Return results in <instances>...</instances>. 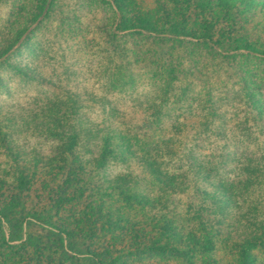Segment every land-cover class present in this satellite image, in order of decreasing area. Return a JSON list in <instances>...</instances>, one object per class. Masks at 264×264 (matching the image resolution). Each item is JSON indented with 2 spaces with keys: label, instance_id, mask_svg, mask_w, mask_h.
<instances>
[{
  "label": "trees",
  "instance_id": "trees-1",
  "mask_svg": "<svg viewBox=\"0 0 264 264\" xmlns=\"http://www.w3.org/2000/svg\"><path fill=\"white\" fill-rule=\"evenodd\" d=\"M49 1L40 0L30 25L45 15ZM100 1L114 8L109 30L114 44L131 34L157 42L167 38L179 45L201 47L227 68L238 67L242 60L264 59L259 46L264 35L252 33L250 24L255 18L247 12L259 7L264 14V0H156L155 7L147 6V0ZM261 31L264 34V25ZM255 36L260 40L255 41ZM138 48L134 56L141 53ZM11 50L0 53V66L8 65L27 79L38 80L34 69L9 59ZM169 68L173 70L170 64ZM168 75L175 77L173 72ZM245 87L254 124L261 128L263 91L260 86L258 90ZM83 98L79 93H66L64 99L46 98V108L38 113L39 128L55 149L42 166L45 195L33 194L38 173L24 170L27 176L14 177L15 183L0 182V264H149L154 260L164 264H264V152H220L219 157L231 160V165L240 159L249 165L223 168L221 182L210 184L208 191L204 182L221 165L205 166L195 146L188 169L181 170V166L175 171L168 170L170 166L162 168L161 152L157 156L145 152L141 157L133 149L127 155L120 150L123 164L132 157L142 161L149 185L141 187L131 175L106 182L104 171L108 158L114 156L115 138L137 134L112 125L103 131L89 126ZM102 100L104 111L100 110L115 114L111 103ZM238 131L243 129L234 130ZM210 134L197 130L195 141L209 143ZM101 143L97 158L101 159L97 160ZM201 144L199 151L207 152ZM193 187L203 200L198 210L191 208L198 201L190 194ZM155 191L158 195L152 194ZM182 194L190 206L186 213L193 215L183 220L170 210L171 196ZM208 196L214 199L211 209L217 225L203 220Z\"/></svg>",
  "mask_w": 264,
  "mask_h": 264
},
{
  "label": "rangeland",
  "instance_id": "rangeland-1",
  "mask_svg": "<svg viewBox=\"0 0 264 264\" xmlns=\"http://www.w3.org/2000/svg\"><path fill=\"white\" fill-rule=\"evenodd\" d=\"M261 4L264 8V1ZM40 6V0H0V53L12 47L9 59L34 69L38 78L30 80L8 65L0 66V182L15 183L14 177L27 176L24 170L38 173L33 194L45 195L42 166L55 149L39 128L38 113L46 108V98L64 99L66 93L84 97L89 126L103 131L112 125L137 134L134 138L128 134L115 138L117 147L104 171L106 182L131 175L138 179V185L148 187L150 176L144 172L142 161L132 157L123 164L122 152L133 154V149L141 157L145 152L154 156L161 152L158 161L162 168L170 166L168 170L175 171L181 166V170L188 169L195 146L205 166L221 165L215 171L219 172H210L211 178L204 182L203 188L211 191L210 184L221 182L223 168L249 165L246 159L231 165V160L219 157L220 152H264V125L259 124V128L254 124L253 105L244 93L247 85L256 90L260 86L264 94V59L242 60L238 67L227 68L203 48L179 45L167 38L160 39L158 45L155 40L131 34L114 44L110 37L114 8L100 0H50L45 15L32 26L30 21ZM147 6L155 7L156 0H147ZM247 12L255 18L250 24L252 33L264 35V14L259 7ZM254 40L260 38L255 36ZM135 46L141 53L134 56ZM259 46L264 50V39ZM103 97L115 114L109 116L100 110L104 111L100 107ZM238 128L243 131L234 132ZM197 130L211 132L209 143L199 142L207 152L197 147ZM101 146L95 159L101 155ZM191 193L198 199L191 208L198 210L203 200L194 187ZM152 194L158 195V191ZM208 198L203 220L217 225L218 218L211 209L214 199ZM171 200L170 210L175 216L182 220L193 217L186 213L190 208L186 196H171ZM148 263L164 264L156 260Z\"/></svg>",
  "mask_w": 264,
  "mask_h": 264
}]
</instances>
